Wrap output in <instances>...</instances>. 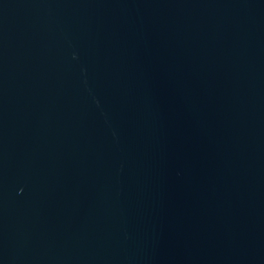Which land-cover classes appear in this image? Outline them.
<instances>
[{
    "label": "water",
    "instance_id": "95a60500",
    "mask_svg": "<svg viewBox=\"0 0 264 264\" xmlns=\"http://www.w3.org/2000/svg\"><path fill=\"white\" fill-rule=\"evenodd\" d=\"M0 264H264V0H0Z\"/></svg>",
    "mask_w": 264,
    "mask_h": 264
}]
</instances>
